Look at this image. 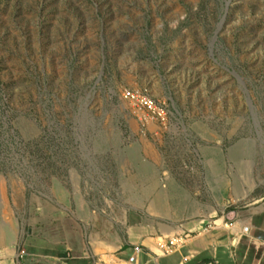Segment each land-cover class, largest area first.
Wrapping results in <instances>:
<instances>
[{
	"label": "rangeland",
	"instance_id": "1",
	"mask_svg": "<svg viewBox=\"0 0 264 264\" xmlns=\"http://www.w3.org/2000/svg\"><path fill=\"white\" fill-rule=\"evenodd\" d=\"M241 172L264 177V0H0V264H87L98 224L228 210Z\"/></svg>",
	"mask_w": 264,
	"mask_h": 264
},
{
	"label": "crops",
	"instance_id": "2",
	"mask_svg": "<svg viewBox=\"0 0 264 264\" xmlns=\"http://www.w3.org/2000/svg\"><path fill=\"white\" fill-rule=\"evenodd\" d=\"M258 179L247 172L232 178L230 188L222 192L234 203L228 210L216 209L215 195L213 203L206 207L196 201L186 211L193 221L179 224L181 217L169 210L160 213V223L146 221L140 225L134 217L123 236L113 222L98 224L89 241L78 244L83 252L80 263L86 260L87 264H264V177ZM207 222L214 225L203 230ZM244 227L249 228L247 233ZM186 232L197 234L173 254L158 253L159 241ZM135 245L142 246V251L131 262Z\"/></svg>",
	"mask_w": 264,
	"mask_h": 264
},
{
	"label": "built area",
	"instance_id": "3",
	"mask_svg": "<svg viewBox=\"0 0 264 264\" xmlns=\"http://www.w3.org/2000/svg\"><path fill=\"white\" fill-rule=\"evenodd\" d=\"M124 98L130 100L134 104L138 105L142 109H144L149 115L152 117H157L162 121L167 120V109L164 106V103L154 99L147 89L143 90H125L123 93ZM214 223L208 224L205 230L210 229ZM248 227H244V232H248ZM190 239V233H184L182 235L173 236L171 238H166L159 241L156 244V249L159 254L163 256H168L177 252L187 241ZM142 251V246L135 245L133 247L134 255L130 257V261H135V254ZM152 251V250H151ZM153 252V251H152ZM156 254V252H153Z\"/></svg>",
	"mask_w": 264,
	"mask_h": 264
},
{
	"label": "trees",
	"instance_id": "4",
	"mask_svg": "<svg viewBox=\"0 0 264 264\" xmlns=\"http://www.w3.org/2000/svg\"><path fill=\"white\" fill-rule=\"evenodd\" d=\"M207 261H209V260H207Z\"/></svg>",
	"mask_w": 264,
	"mask_h": 264
}]
</instances>
